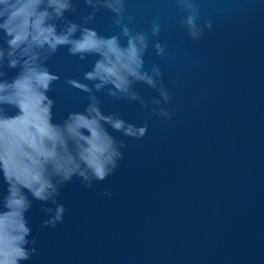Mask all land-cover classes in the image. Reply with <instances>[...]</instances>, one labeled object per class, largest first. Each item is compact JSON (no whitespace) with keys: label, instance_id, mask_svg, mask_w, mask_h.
<instances>
[{"label":"water","instance_id":"1","mask_svg":"<svg viewBox=\"0 0 264 264\" xmlns=\"http://www.w3.org/2000/svg\"><path fill=\"white\" fill-rule=\"evenodd\" d=\"M13 3H0V13L6 17ZM68 3L59 17L47 0L41 6L57 34L75 24L71 40L89 29L118 38L121 48L128 47L125 27L132 37L142 34L147 48L140 72L155 87L129 77L128 92L111 83L97 90L102 82L86 73L99 54L73 55L66 44L54 53L33 45L25 55V43L9 55L11 37L0 28V81L18 76L37 54V63L58 77L47 92L55 101L54 124L71 112L87 114L95 97L103 115L147 128L133 137L104 123L122 153L119 167L90 188L78 177L67 183L57 197L64 220L55 228L43 226L50 218L43 208L55 205L29 194L28 239L36 241V252L21 264H264V0ZM189 16L195 17V38ZM12 59L19 61L15 68ZM6 109L9 115L18 111Z\"/></svg>","mask_w":264,"mask_h":264},{"label":"clouds","instance_id":"2","mask_svg":"<svg viewBox=\"0 0 264 264\" xmlns=\"http://www.w3.org/2000/svg\"><path fill=\"white\" fill-rule=\"evenodd\" d=\"M47 2L57 17L70 7L68 0ZM0 3H6V0H0ZM43 3L44 0H17V3L8 5L6 17L0 13V18L4 19L0 28L11 37L8 44L13 51L9 55L25 43L28 44L25 55L33 45H48L54 53L58 46L71 44L73 55L94 52L101 56L94 70L86 73L87 79L102 82L96 85L97 90L111 83L117 90L128 92L129 77L144 80L155 87V81L140 72L142 52L147 48L142 34L132 37L125 27L123 34L129 36L127 48L120 47L118 38H100L89 29L84 30L80 39L71 40L77 26L72 24L67 34H57L55 25L47 23L51 13L47 8L42 9ZM187 24L192 29V36L197 37L195 17L189 16ZM154 30L158 31V28ZM137 40L141 47H137ZM156 47L163 55V48L159 44ZM3 55L0 51V58ZM37 59L38 54L29 56L18 76L11 81H0V171L7 184V195L0 198V264H21L36 252V241L28 239L32 234L26 219L32 206L29 194L37 201H50L55 205L54 209L43 208L50 216L43 221V226L55 228L64 220L66 209L58 203L57 197L67 183L78 177L90 188L93 180L103 181L119 167L122 153L104 123L133 137H142L147 131L146 127L126 126L122 119L103 115L95 97H92L93 103L88 106L87 114L71 112L63 123L54 124L52 109L55 101L47 92L58 77L38 64ZM18 63L12 59L9 66L15 68ZM3 75L0 72V76ZM68 83L90 91L74 80ZM110 94L116 95L115 92ZM132 98H136L135 93ZM6 106L17 109V113L9 115ZM105 194L111 196L110 192ZM29 244L33 247L28 248Z\"/></svg>","mask_w":264,"mask_h":264}]
</instances>
